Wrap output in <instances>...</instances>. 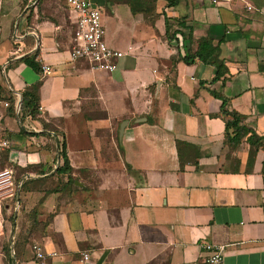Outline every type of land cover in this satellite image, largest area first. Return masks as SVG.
<instances>
[{"label": "crops", "instance_id": "crops-1", "mask_svg": "<svg viewBox=\"0 0 264 264\" xmlns=\"http://www.w3.org/2000/svg\"><path fill=\"white\" fill-rule=\"evenodd\" d=\"M87 1L123 53L109 74L68 61L64 0H0V170L24 181L18 208L1 211L0 238L8 227L11 250L20 246L17 220L36 211L47 224L35 243L57 254L46 264H80L83 252L86 264H201V242L223 246L222 264H264V152L246 138L223 145L221 102L209 95L264 136V0H156L135 14L125 0ZM201 38L227 71L214 82L211 65L180 61ZM34 52L50 75L21 62ZM35 84L37 113L19 119ZM61 140L74 193L46 187ZM33 242L19 264H35Z\"/></svg>", "mask_w": 264, "mask_h": 264}, {"label": "built area", "instance_id": "built-area-1", "mask_svg": "<svg viewBox=\"0 0 264 264\" xmlns=\"http://www.w3.org/2000/svg\"><path fill=\"white\" fill-rule=\"evenodd\" d=\"M211 2L216 3V0H211ZM64 4L74 18L70 36L71 45L67 53L68 61L82 63L92 72L112 73L115 70L116 62L123 56V53L109 48L105 43L101 11L87 0H64ZM40 72L44 77L51 73L47 66H41ZM4 106L6 107L7 104ZM1 147L8 148L7 142H2ZM20 185L21 180L15 181L12 169L0 170V234L1 211L4 207H10L13 210L18 208L16 199ZM199 247L206 253L201 264H222L223 246L201 242ZM10 251L12 254L11 243ZM30 251L35 264H46V260L57 256L54 252H45L35 242L30 245ZM88 260L87 253L80 254V264H86Z\"/></svg>", "mask_w": 264, "mask_h": 264}, {"label": "trees", "instance_id": "trees-1", "mask_svg": "<svg viewBox=\"0 0 264 264\" xmlns=\"http://www.w3.org/2000/svg\"><path fill=\"white\" fill-rule=\"evenodd\" d=\"M126 4L128 5L130 11L132 14L141 12L142 8L149 7L154 4L156 0H125ZM167 2V6H173L175 3V0H165ZM151 10V9H150ZM146 12V10H145ZM148 12V11H147ZM165 24V32H166V21H164ZM166 34V33H165ZM167 37V35H166ZM217 51V47L212 46L210 40L207 38H201L198 41H196V50L194 53L189 54L187 56H184L183 58H180V61L185 64L189 65L193 63L195 60L200 61L201 63L211 65L215 71L214 78L212 82L219 80L220 78L224 77V75L227 74V71L223 65L222 61L217 60V58H213L210 60L212 55ZM37 55V52H34L31 56H26L21 58V62L27 66L29 69H31L33 72L39 71V64L35 61V57ZM37 91H38V84L29 86L23 90V92L20 95V104H19V110H18V118H24V117H30L34 118L37 113V106H38V97H37ZM209 95L215 99H218L220 104L219 114L225 119L224 121V130H223V145H226L230 148L236 147L240 141L243 138H246V142L251 147H255V149L260 148L264 152V136L258 137L256 136L252 130L247 128L243 125V118L236 114L235 112L227 111L224 109L225 106V100H223L219 95L215 94L214 92H209ZM43 129H47V125L42 123ZM181 144L179 142L175 143V146L177 148V151L179 149ZM252 151L249 152L248 158L249 160L252 157ZM58 158L61 160V166L58 167L55 170V175L58 176V178L62 179V185L60 186V189L68 190L69 186H72V179L70 177L71 174V168L68 165V160L65 155V146L63 141L59 143L58 146ZM6 159V153L1 155V160ZM261 174L264 176V159L262 163V170ZM21 174L15 173V181H19ZM57 178V180H58ZM27 180V179H26ZM65 180V181H64ZM24 183V181L22 182ZM21 183V184H22ZM22 188V185L20 186ZM9 218L10 222H12V215ZM53 236V235H51ZM23 246H18L16 242H12V254L10 251V244L7 239H5V242L0 245V252L2 253V256L9 261L10 264H19V256L20 248L22 249Z\"/></svg>", "mask_w": 264, "mask_h": 264}, {"label": "rangeland", "instance_id": "rangeland-1", "mask_svg": "<svg viewBox=\"0 0 264 264\" xmlns=\"http://www.w3.org/2000/svg\"><path fill=\"white\" fill-rule=\"evenodd\" d=\"M4 154V153H3ZM15 173V171H14ZM62 179L58 178L57 181H50L46 187L47 190H58L60 189V186L62 185ZM75 187L74 186H69L67 192L68 193H74L75 192ZM36 211H30L28 213L22 214L21 217L18 218L17 220V239L19 241L20 246H24V244H30L31 242H37L38 237L40 235L46 234L44 232V227L47 224V219H44L42 223H37V216H36ZM4 229V235L0 238V245H2L5 242L7 232H8V227H7V232ZM51 238L58 243L57 239L55 237ZM0 264H10L7 259H5L2 256H0Z\"/></svg>", "mask_w": 264, "mask_h": 264}, {"label": "water", "instance_id": "water-1", "mask_svg": "<svg viewBox=\"0 0 264 264\" xmlns=\"http://www.w3.org/2000/svg\"><path fill=\"white\" fill-rule=\"evenodd\" d=\"M20 104V101H19V103H18V105Z\"/></svg>", "mask_w": 264, "mask_h": 264}]
</instances>
